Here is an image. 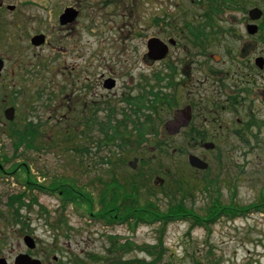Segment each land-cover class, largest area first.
Listing matches in <instances>:
<instances>
[{
	"label": "rangeland",
	"instance_id": "rangeland-1",
	"mask_svg": "<svg viewBox=\"0 0 264 264\" xmlns=\"http://www.w3.org/2000/svg\"><path fill=\"white\" fill-rule=\"evenodd\" d=\"M5 1L16 6L5 16L10 32L4 41L0 39V56L5 59L0 78V160L8 172H0V223L18 229L10 230V238H17L22 231L17 224H30L39 238L69 241L72 253L80 263L84 260L87 264H98L93 255L108 257L120 250L131 258L126 264H141V260L150 264L159 254L172 255L164 264H264V212L252 209L233 219L223 215L208 225L193 221L195 216L207 219L208 207L215 199L240 211L250 209L262 198L264 68H258L255 59L264 57V30L250 34L246 29L252 22L248 10L260 1L238 0L236 5L241 9L227 12L222 21L204 22L213 36L207 41L209 60L195 48L189 35V41L182 40L183 49L174 51L178 57L172 61L179 63L180 70L179 58H185L188 76L175 94L177 107L164 106L157 121L163 142L156 146L150 140L152 143L141 146L133 141L123 147L125 151L118 145L97 148L102 133L97 122H93L96 128H88L87 116L93 112L90 109L98 105L96 115L100 121L107 118L109 105L116 107L118 119L123 118V111L134 114L121 97H136L140 83L147 81L150 88L156 84L157 73L165 75L168 71L165 60L151 62L146 56L148 38L152 34L167 38L175 33L183 38L180 27L185 19L192 22L189 16L200 12L204 0H153L149 4V0H139L133 19L140 33L134 39L138 52L131 54L122 51L123 44L130 45L123 33L127 28L123 26L120 33L118 29L129 20L107 19L102 0ZM73 4L80 6V15L73 24L62 27L59 14ZM113 6L107 4L108 11ZM165 7L182 19L176 18L177 26L154 22L151 27V14L160 15ZM254 22L261 26L260 20ZM5 31L1 24L0 33ZM38 32L45 33L48 42L34 46L30 37ZM179 73L176 77L182 80L184 76ZM89 74L90 82L86 81ZM109 76L117 81L113 89L104 88L102 83ZM167 90L172 94L175 91ZM201 92L208 96L204 100L208 105L213 102L211 108L218 103L213 117L203 122L215 146L186 149L183 134L173 131L172 122L179 106L190 103ZM10 106L15 108L16 123L23 125L27 118L44 123L39 148L14 150L8 131L10 121L4 114ZM68 128L73 131V139L67 140ZM136 137L133 133L132 138ZM113 151L127 163L119 160L115 166L114 176L119 179L121 175H134L141 158L148 161L144 170L153 171L148 182L151 191L141 189L137 199L141 208L152 204L150 211L157 214L150 215L152 221L136 223L131 217L122 223L115 220L106 224L97 219L95 214L103 210L101 190L114 177L116 162L105 160L106 156H114ZM189 154L206 160L208 167H192ZM134 157L138 158L135 169L129 166ZM179 201H184L186 208L169 218L170 205ZM161 240V246L167 249L164 253L156 247ZM143 249L153 253L155 259Z\"/></svg>",
	"mask_w": 264,
	"mask_h": 264
},
{
	"label": "flooded vegetation",
	"instance_id": "flooded-vegetation-1",
	"mask_svg": "<svg viewBox=\"0 0 264 264\" xmlns=\"http://www.w3.org/2000/svg\"><path fill=\"white\" fill-rule=\"evenodd\" d=\"M259 1H260V5L257 3L256 5H254V7H258L261 10V16L258 20L261 21L260 25H261V27H263L262 30H264V0H259ZM138 2H139V0H102L103 5L106 6V14L105 15H107V19H110L113 17H121V18L123 17V18H127L129 20L128 24L127 23H124L123 25L120 24L118 27V29L120 30L119 33L121 32V30L124 29V27L127 28L126 30L123 31V33H125L124 37H126L125 40L129 41L131 46L134 42V45L132 47L130 45L124 46V44H123L122 51H124L125 53L131 54V53L138 52V44H137V42L134 41V39L135 38L137 39V37L140 33L136 32V30L134 28L135 24L133 23V19L136 18L135 13L138 11L137 10ZM150 2H154V1L149 0L148 4ZM196 2H198V1L196 0L195 3ZM233 2H234V4H233ZM237 2H238V0H224V1L204 0V3L203 2L200 3V9H201L200 12L194 13V15L189 16L192 19V22L189 21L188 19H185V21L182 24L183 27L182 26L180 27L181 28L180 35L183 38H181L179 35H177V33H175L173 36H169L167 38H162L156 34L155 35L152 34L148 38V40L146 42L147 46H148L149 40L152 38H159L162 41H164L168 46L167 54L161 60H155V59L151 58L148 55V52H149L148 49H147L146 56H148V59L151 62L163 61V60L166 61L164 64H166L168 71H167V73H165L164 79L162 80V83L164 86L163 90L165 91L166 88L174 89L175 91L173 94L171 92H169L168 90L165 92L168 95L174 96V98L176 100V102L173 105H171L170 108H172L174 105L177 107L179 101H178L175 94L178 91V87H180V85L187 80V76H188V72L184 68V62L187 60L185 58H182V57L179 58L180 62H181L180 63V70H179V67H178L179 63L175 64L172 61L173 58L178 57V55H177V57H175L173 55L174 51H177L181 48V46H182L181 44H182L183 39L188 40V37H189V39L192 43H194L196 41V37H195L196 34L192 30V29H195V27H202V23H204L205 21H208V22L222 21V20H224L225 14L227 12L232 11V10L234 11V9L235 10L241 9V7L239 5H236ZM107 4H113L114 5L111 11H108ZM69 6L76 8V10L78 11V14L73 21L68 22L65 25H61L62 27L73 24L80 15V9H79L80 6L77 7L74 4L69 5ZM15 9H16L15 4H9L5 0H0V28H1V24H3V26L6 30L5 33H0V39H2L3 41H4L7 33L10 32V29H8V27L10 28V23L8 24V22H9L8 21L6 24L5 16L7 15L8 12H10V10L13 11ZM242 9H244V8L242 7ZM250 10L251 9L248 10L249 14H250ZM150 17L151 18H150L149 22L151 24V27L154 26V22L157 24H161V23L168 24V23H170L169 24L170 26H177V22L175 20H176V18H181V15L177 16V14H172L165 7L163 9L162 14L158 15V14L152 13ZM189 17H186V18H189ZM17 21H20L23 23V20H16L15 23ZM174 22L176 24L173 25ZM186 22L194 23L195 26H194V28L192 26L191 31L187 30V27L185 26ZM118 24H119V22L116 23V25H118ZM116 25H113V26H116ZM40 33H43V32H38L35 34H40ZM35 34H33V35H35ZM43 34H45V33H43ZM32 36L30 38H32ZM201 36H202V33H201ZM45 37L46 38H45L44 43L46 44L48 42L46 34H45ZM44 43H42L41 45H43ZM201 44H202V42H201ZM195 48L199 49V52L201 51V54L205 57V60H209V54L207 53L208 49L204 50L203 47H201L199 45H196ZM181 49H183V47ZM0 58L4 61V67L2 69L1 76H0V78H1L3 71H4V68H5V59L1 56H0ZM207 63H208V61H207ZM201 66L203 67V64H200V67ZM210 70L212 71V69H210ZM178 71L180 72L179 75L184 76V78H182V80L177 79V77H176ZM205 73L208 76V72L206 71ZM108 78H111V77L109 76L107 78L106 77L103 78L102 83H103L104 88H106L105 82H106V79H108ZM90 79L91 78H90V74H89L86 77V81L90 82ZM164 80L166 83L163 82ZM116 85H117V81H116V84L114 87H116ZM84 86H87V83ZM113 88H111V89H113ZM124 96H126V97L129 96V97L134 99V96H132V94H125ZM124 96H122L121 98H124ZM207 97L208 96L205 94V92H201L200 95H198V97L196 99H194L193 101H191L190 103L188 102V103L184 104L183 107L179 106V108L177 110V114L175 116V119L172 122L173 131H176V133H182L183 134V137H184L183 138V140H184L183 144H184V147L186 146V149H189V148L192 149V147H196V146H197L196 148H198V146L207 148L208 143L212 142L211 140L214 139L211 136V134L208 133V131L206 130V127L203 125V122H205L209 118L211 119L213 117V114L215 113L213 111V109H216L218 107V103L214 102V105L211 108L210 105L213 102L212 103L210 102V105H208L204 101ZM100 101H102V100H99V102ZM4 114H5V112H4ZM213 144L215 146V143H213ZM0 172L2 174L8 173L7 169H5V167H4V164H3V168H0ZM17 226H21L22 231L20 233H18L17 238H10V235H11L10 230L14 231V230H18V229L11 228L10 223H0V264H82V263L87 264L86 261H84V260H81L82 263H80L79 258L72 253L71 248H70L71 244L69 241H67L65 239H59L57 237H54L51 239H42V238H39L38 235L30 229V224H24L23 223V224H17ZM23 226H24V228H23ZM26 237H30V238H26ZM161 242H163V240H161L160 243L156 244V247H159V251L161 253H164V251L167 249L161 246ZM63 247H66V249H64ZM143 251L147 254V256H149V257L153 256V253H150L149 251H146L144 249H143ZM119 252L120 253H118L116 255L108 256V257H106L105 255L104 256H101V255L94 256L93 255L94 257H92V259L96 260V263H98V264H108V263L109 264H123V262H124V264H126V262H129L128 260L131 258H128L125 254H121L122 253L121 250ZM159 255L160 256H158L156 259H155V256H153V258L155 260L151 261L150 264H154V262H156V263L162 262L164 264V262H166V259L170 258L172 256L171 255V256L167 257L166 255H161V254H159ZM87 261L91 262V260L89 258L87 259ZM146 261L141 260V264H146Z\"/></svg>",
	"mask_w": 264,
	"mask_h": 264
},
{
	"label": "trees",
	"instance_id": "trees-1",
	"mask_svg": "<svg viewBox=\"0 0 264 264\" xmlns=\"http://www.w3.org/2000/svg\"><path fill=\"white\" fill-rule=\"evenodd\" d=\"M185 26L187 27L188 31H191L192 26L194 28L195 25L194 23L186 22ZM205 26L206 24L203 23L202 27H195V29H192L196 34L195 42L197 44L195 45L203 47L204 50H206L208 47L207 41H210L213 38L211 34L209 35V32ZM201 33L203 36H201ZM155 78L157 79L156 84L151 85L150 88H147L146 86L147 81L144 84L140 83L141 91L137 97H134V99L129 96H124L123 99L131 105V109L134 114L131 115L128 112L123 111V118L118 119L116 118V107L109 105V113L107 118L100 121L96 115L99 107L96 106L93 110H91L93 112L90 114V116H87V126L89 129L94 127L96 128V125L93 122H97V124H99V130L102 133V136L97 139V148L118 145L122 148V150H124L123 147L129 146L133 141L134 143L141 146L152 142H154V145L159 146V144L163 142L159 139L160 133L157 121L161 119L160 115L164 106L168 105L170 108V106L173 105L176 100L174 96L168 95L163 90L162 80L164 79V75L157 73ZM155 115L160 117L157 118ZM43 124L44 123L39 120L36 121L35 119L30 118H27L23 125L16 123L15 120L11 121L8 131L14 150L18 152L21 147L25 148L26 150L39 148L41 145V136L43 133L42 130L44 129ZM73 124L77 125L75 121H73ZM130 124H132V128H129ZM247 125H249V123ZM68 132L70 136L67 137V140L73 139V131L69 129ZM133 133L137 135L135 139L132 138ZM150 134H154L153 137L149 136ZM113 154V157L106 156L105 160H110L111 163L116 162L113 165L114 169L112 171L114 176L116 175L115 166L119 163V160H122L124 164L127 163L125 161L126 159H121L120 157L117 158V154L114 151ZM140 165V168L143 167V169L139 168L134 173V175H121V179L114 176L109 182H105V185L101 190V205L103 210L95 214L97 215L96 217L108 223L114 222L115 220L116 222L118 221L119 223H122L121 221H127L129 218L134 217L136 223H138V221H152L150 217L154 215L157 216V214L150 211V208L152 207L150 202L147 203V205L143 208H141V205H139L137 195L140 194V191L143 188L144 190L151 191L148 182H151L153 174L151 173L153 171L146 172L144 170V168L148 166V161L146 159L141 158ZM26 184L29 185L30 183L27 182ZM177 188L180 192L183 191V187L180 183H178ZM215 191L219 192V189L216 188ZM64 196L66 197V195ZM261 196L262 198L260 199L259 203L254 204L250 207V209L236 211L228 205H222L219 199H215L208 207L207 219L201 220L196 216L194 217L195 219H193V216H190L189 214H184L186 215L184 217L192 218L194 223L198 225H208L212 224V222L218 221L223 215H225L227 218L233 219L235 216L250 213L252 209V211L264 212V184L262 187ZM66 198L67 200L75 201V198H71L69 196ZM183 203L184 201H179L171 204L169 212L171 215H168V217L174 218L180 215V213L184 211L185 203ZM162 219L164 221L168 220L167 217ZM111 238H117V236H111Z\"/></svg>",
	"mask_w": 264,
	"mask_h": 264
},
{
	"label": "water",
	"instance_id": "water-1",
	"mask_svg": "<svg viewBox=\"0 0 264 264\" xmlns=\"http://www.w3.org/2000/svg\"><path fill=\"white\" fill-rule=\"evenodd\" d=\"M78 11L76 9H74L73 7H67L64 12L61 14L60 16V22L61 24H67L68 22H71L75 19V17L77 16ZM261 16V10L258 7H255L253 9L250 10V17L253 20H257L259 19ZM259 26L256 23H249L247 25V30L250 34H254L258 31ZM45 35L44 34H36L31 38V42L36 45L39 46L42 43H44L45 41ZM148 55L155 59V60H161L163 59L168 51V46L167 44L162 41L159 38H152L149 40L148 42ZM217 57V56H216ZM218 59V57H217ZM256 65L259 68H263L264 67V58L263 57H257L256 58ZM4 67V61L0 58V76H1V72L2 69ZM116 84V81L114 79H107L105 82V86L107 88H113ZM5 116L7 119L9 120H13L15 117V108L13 106L8 107L5 110ZM214 144L213 143H208L207 147H213ZM137 158L134 159V161L131 162L132 166H136L137 165ZM190 162L193 166L198 167V168H207L208 167V163L203 161L200 157L196 156V155H191L190 156ZM2 164L0 163V168H2ZM26 238H30V237H26Z\"/></svg>",
	"mask_w": 264,
	"mask_h": 264
}]
</instances>
